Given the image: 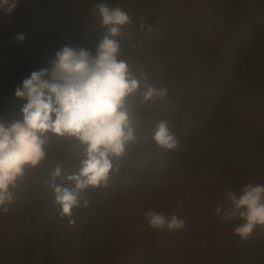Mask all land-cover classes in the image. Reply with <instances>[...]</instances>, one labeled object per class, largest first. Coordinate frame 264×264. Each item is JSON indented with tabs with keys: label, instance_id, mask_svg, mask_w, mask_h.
<instances>
[{
	"label": "trees",
	"instance_id": "16d2710c",
	"mask_svg": "<svg viewBox=\"0 0 264 264\" xmlns=\"http://www.w3.org/2000/svg\"><path fill=\"white\" fill-rule=\"evenodd\" d=\"M101 2L132 19L119 58L167 96L141 105L142 85L131 98L140 143L106 187L85 193L74 224L59 217L47 187L55 167L76 170L69 146H53L26 171L0 213V264H264V229L241 241L239 221L214 215L229 206L226 191L264 183V0H18L10 15L0 12V119L19 114L15 89L63 46L95 52L106 32L94 14ZM161 120L175 150L151 141ZM147 209L178 214L185 230H149Z\"/></svg>",
	"mask_w": 264,
	"mask_h": 264
},
{
	"label": "clouds",
	"instance_id": "9594fccd",
	"mask_svg": "<svg viewBox=\"0 0 264 264\" xmlns=\"http://www.w3.org/2000/svg\"><path fill=\"white\" fill-rule=\"evenodd\" d=\"M17 6L18 0H0V12L5 15ZM94 14L106 30L95 52L63 46L47 67L32 72L15 89V99L22 102L19 114L0 119V213L9 211L26 171L44 162L53 146L67 145L77 161L76 170L65 173L61 166L55 167L47 187L54 194L59 217L74 224V211L89 204L85 193L106 187L128 149L140 143L142 124L131 98L142 85L141 105L167 96L166 88L147 85L146 74L136 75L119 58L118 38L132 23L128 13L101 2ZM140 28L152 30L143 20ZM16 39L22 43L25 36L18 34ZM151 141L167 151L179 146L165 120L156 124ZM225 196L229 206L217 204L214 215L229 223L239 221L234 236L248 241L258 228L264 229V183L248 182L239 191H226ZM142 218L149 230L158 233L176 234L186 228L185 219L174 213L147 209Z\"/></svg>",
	"mask_w": 264,
	"mask_h": 264
}]
</instances>
